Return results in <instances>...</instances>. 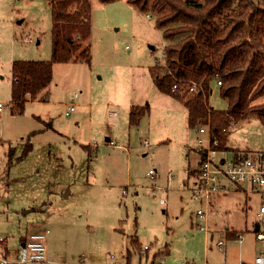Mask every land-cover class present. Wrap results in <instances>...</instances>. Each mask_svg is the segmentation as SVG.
Here are the masks:
<instances>
[{
    "label": "rangeland",
    "instance_id": "obj_1",
    "mask_svg": "<svg viewBox=\"0 0 264 264\" xmlns=\"http://www.w3.org/2000/svg\"><path fill=\"white\" fill-rule=\"evenodd\" d=\"M90 1V62L54 64L49 87L15 114L12 64L51 59L52 13L48 0H0V238L15 249L20 237L48 229L52 264L91 257L109 263L111 256L127 264L129 251L130 264L252 263L264 255L252 232L258 190L231 185L213 206L206 235L197 227L199 204L180 187L197 166L202 136L189 127L183 102L153 82L150 71L164 64L167 45L156 18L128 0ZM209 103L214 110L227 106L216 87ZM133 106L148 109L138 126L130 125ZM226 138L230 149L264 153L257 116L233 125ZM232 153L219 150L216 158ZM226 227L244 241L228 240L223 253L216 242L226 238L219 233ZM132 238L148 247L144 255Z\"/></svg>",
    "mask_w": 264,
    "mask_h": 264
},
{
    "label": "trees",
    "instance_id": "obj_2",
    "mask_svg": "<svg viewBox=\"0 0 264 264\" xmlns=\"http://www.w3.org/2000/svg\"><path fill=\"white\" fill-rule=\"evenodd\" d=\"M52 13V55L48 61H15L12 64L11 110L22 114L25 104L36 101L53 81L54 64L83 60L90 62L85 43L91 36L90 0H48ZM111 2L115 0H99ZM140 11L156 18V27L167 42L164 64L151 69L157 89L183 102L188 125L195 128L211 119L218 133V150L227 147L224 129L257 116L264 126V0H128ZM75 7L74 11L71 8ZM193 81L201 91L187 99L173 94L176 82ZM221 85L217 86L216 82ZM226 102L225 110H214L209 103L214 88ZM148 113L133 106L130 125L138 126ZM139 248L138 240H130ZM138 251V252H139ZM131 263V252H128Z\"/></svg>",
    "mask_w": 264,
    "mask_h": 264
},
{
    "label": "built area",
    "instance_id": "obj_3",
    "mask_svg": "<svg viewBox=\"0 0 264 264\" xmlns=\"http://www.w3.org/2000/svg\"><path fill=\"white\" fill-rule=\"evenodd\" d=\"M217 86L221 85L220 81L216 82ZM202 89L193 82H176L172 86V93L180 97L181 99H187L188 97L197 94ZM77 96H75L76 98ZM75 110V104H70L66 116H70ZM234 125L231 124L229 129ZM229 129H224L223 134L226 135ZM198 131L200 136L198 139V154L199 162L195 169L192 170V182H183L180 187L185 192H188L191 198L199 204V208L196 211V218L198 219L197 227L200 231L210 235V216L214 206L215 198L227 192V185L232 184L236 187L249 186L252 189L258 190L261 196V204L259 207L258 218L259 220L252 227V232L258 242L264 243V153L255 152L248 153L247 157L236 155L232 153L230 159H217L218 147L220 146V139L217 136L218 133L214 132L211 127V119L207 121H201L198 125ZM203 136L207 137L206 142ZM154 179L156 175L155 170H150L147 174ZM174 177L172 173L168 175V182L173 181ZM154 192L162 190L161 186L154 185ZM161 205L165 206V198L160 199ZM50 231L44 230L41 232H35L29 234L23 243H21L19 249L15 252L13 258L5 255H0V264H41L47 260V241ZM224 235L225 239H218L216 242V248L225 253L228 247L227 237L230 233H235L231 228H224L219 231ZM236 241L242 244L244 236L241 232H236ZM5 239L0 238V244L4 245ZM148 247L140 249V254L144 255ZM113 261L106 264H122L115 260L114 256H111ZM80 264H88L82 258ZM145 264H163V262H148ZM181 264H197L194 261H183ZM209 264V263H205ZM240 264H247L240 262ZM251 264H264V255H257Z\"/></svg>",
    "mask_w": 264,
    "mask_h": 264
},
{
    "label": "crops",
    "instance_id": "obj_4",
    "mask_svg": "<svg viewBox=\"0 0 264 264\" xmlns=\"http://www.w3.org/2000/svg\"><path fill=\"white\" fill-rule=\"evenodd\" d=\"M238 151H240V152H244V151H241L240 149H237ZM234 153V152H233ZM198 162H199V160L196 162L197 164H198ZM192 170L189 172V179H188V183H191L192 182ZM191 173V174H190ZM169 175V174H168ZM231 185L232 184H228L227 185V192H225V193H222V194H220V195H218L216 198H215V200H214V206H215V203H216V201L221 197V196H225V195H227V193L229 192V190L232 188L231 187ZM158 186V185H157ZM233 187H235L234 185H232ZM237 188H239V187H237ZM241 188H244V187H241ZM244 190H245V192L247 193L248 192V190L247 189H245L244 188ZM190 199H191V201H193L194 202V200L191 198V196H190ZM197 203V202H196ZM229 228V227H228ZM232 230H234L235 231V233L233 234V233H230V234H228V237H227V241L228 240H230V241H232V242H235V243H237V241H236V232H239L238 230H235V229H232ZM28 235H26V236H23V237H20L19 238V240H18V245H17V248H15V249H12L10 246H9V244H8V240L6 241V243L2 246L3 248H2V250L0 251V255H5V256H8V257H10V258H13V256H14V254H15V252L19 249V247H20V245H21V243H23V241L25 240V238L27 237ZM52 242V240L49 238L48 239V241H47V260H46V262L45 263H41V264H49V263H55V261H54V257H55V252H54V250H52V245L50 246V248H49V244ZM86 261V260H85ZM88 264H106L107 263V260H105V261H99V260H97L96 258L95 259H93V257H91L90 259H87V261H86ZM194 262H196V261H194ZM51 263V264H52ZM197 263V262H196ZM198 264V263H197ZM249 264V263H248ZM251 264V263H250Z\"/></svg>",
    "mask_w": 264,
    "mask_h": 264
}]
</instances>
